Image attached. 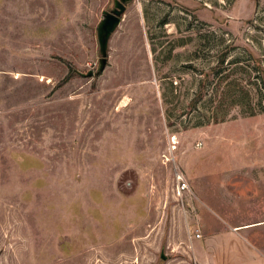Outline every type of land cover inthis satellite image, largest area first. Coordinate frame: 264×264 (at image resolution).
I'll return each instance as SVG.
<instances>
[{"label":"rangeland","instance_id":"rangeland-1","mask_svg":"<svg viewBox=\"0 0 264 264\" xmlns=\"http://www.w3.org/2000/svg\"><path fill=\"white\" fill-rule=\"evenodd\" d=\"M114 1L0 0V264H200L264 214V0H133L89 77Z\"/></svg>","mask_w":264,"mask_h":264},{"label":"crops","instance_id":"crops-1","mask_svg":"<svg viewBox=\"0 0 264 264\" xmlns=\"http://www.w3.org/2000/svg\"><path fill=\"white\" fill-rule=\"evenodd\" d=\"M261 192L259 190L252 194ZM256 210L260 214L264 211L257 207ZM218 222L204 227L202 237L194 247V254L200 264H264V245L257 238L264 228V214H256L249 222Z\"/></svg>","mask_w":264,"mask_h":264},{"label":"water","instance_id":"water-1","mask_svg":"<svg viewBox=\"0 0 264 264\" xmlns=\"http://www.w3.org/2000/svg\"><path fill=\"white\" fill-rule=\"evenodd\" d=\"M133 0H115L114 7L111 10H106L103 12V19L97 27L98 38L100 43V61L99 68L97 71H89L87 76H100L109 64V47L112 36L118 30L119 26L123 21V16L125 15L128 4ZM80 74H83L79 72ZM163 258L165 254H162Z\"/></svg>","mask_w":264,"mask_h":264},{"label":"built area","instance_id":"built-area-1","mask_svg":"<svg viewBox=\"0 0 264 264\" xmlns=\"http://www.w3.org/2000/svg\"><path fill=\"white\" fill-rule=\"evenodd\" d=\"M186 188H188V185L186 184V183H184L183 184V189H186ZM202 236V234L200 233V232H198L197 234H196V237H201Z\"/></svg>","mask_w":264,"mask_h":264}]
</instances>
